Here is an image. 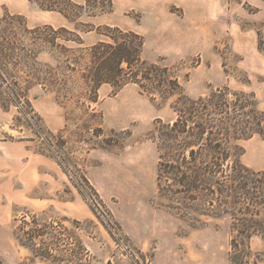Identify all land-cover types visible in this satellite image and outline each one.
Instances as JSON below:
<instances>
[{
  "label": "rangeland",
  "instance_id": "obj_1",
  "mask_svg": "<svg viewBox=\"0 0 264 264\" xmlns=\"http://www.w3.org/2000/svg\"><path fill=\"white\" fill-rule=\"evenodd\" d=\"M111 1L112 13L79 21L142 35L143 57L170 67L189 98L228 87L252 93L264 111V0ZM4 14L14 17L0 27L15 34L8 43L17 55L0 60V139L27 141L32 153L52 159L63 186L46 194L58 180L52 170L56 182L47 178L34 191L23 183L11 195L0 191V264H231L230 217L203 216L200 201L188 208L157 192L153 135L159 122L175 119L173 100L103 85L97 102H86L80 66L66 69L62 50L24 31L74 27L26 0H0ZM76 33L83 44L69 49L102 38ZM240 145L241 164L264 172V141L254 136ZM245 243L250 262L264 259L259 237Z\"/></svg>",
  "mask_w": 264,
  "mask_h": 264
},
{
  "label": "trees",
  "instance_id": "obj_2",
  "mask_svg": "<svg viewBox=\"0 0 264 264\" xmlns=\"http://www.w3.org/2000/svg\"><path fill=\"white\" fill-rule=\"evenodd\" d=\"M26 1L42 11L59 14L74 27L73 30L65 26L24 27V31L29 35L28 40L62 50L61 62L66 69L75 71L80 66L86 102L96 103L103 85L110 86L114 93L134 85L150 100H173L175 119L168 124L159 122L153 135L159 152L157 192L177 205L185 202L188 208L200 201L204 206L203 216L230 217L231 264L264 262L257 257L250 262V247L245 243L254 236L264 242V172L249 169L240 162L244 154L241 141L254 136L264 141V111L257 108L254 95L222 87L197 99L187 97L170 67L143 57L142 35L79 21L83 15L112 13L111 0H84L83 5L72 0ZM13 20V16L4 14L0 23L9 24ZM5 29L0 27V60H15L16 50L8 43L12 37L16 39L15 34L8 35ZM77 30L95 31L102 38L90 47L69 49L67 44H83ZM25 104L33 111L29 100ZM50 157L65 168L60 158L53 154Z\"/></svg>",
  "mask_w": 264,
  "mask_h": 264
},
{
  "label": "crops",
  "instance_id": "obj_3",
  "mask_svg": "<svg viewBox=\"0 0 264 264\" xmlns=\"http://www.w3.org/2000/svg\"><path fill=\"white\" fill-rule=\"evenodd\" d=\"M3 128L0 129V134ZM52 159L34 154L31 152L27 141H5L0 139V191L11 195L10 190L14 189L16 184L23 183L25 188L34 191L47 178H52L56 182V176L51 175L50 171H55V163ZM60 175L57 183L48 188L46 194H56L62 189Z\"/></svg>",
  "mask_w": 264,
  "mask_h": 264
}]
</instances>
